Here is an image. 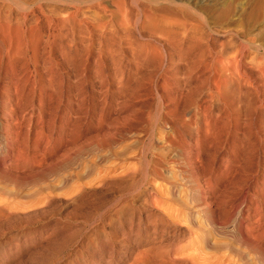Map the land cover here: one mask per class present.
Returning <instances> with one entry per match:
<instances>
[{"label":"rangeland","instance_id":"obj_1","mask_svg":"<svg viewBox=\"0 0 264 264\" xmlns=\"http://www.w3.org/2000/svg\"><path fill=\"white\" fill-rule=\"evenodd\" d=\"M146 12L189 21L211 47L233 33L249 57L244 74L252 77L240 78L254 88L228 96L229 110H206L214 114L211 126L198 124L191 138L171 144L164 115L186 107L198 82L173 81L182 69L175 66L166 69L171 86L165 84L149 47L158 41L142 28ZM0 26V33L9 26L26 32L23 47L38 57L40 79L36 98L21 106L20 137L8 144L1 99L10 81L7 58L0 67V264H131L139 254L150 255L148 264L167 254L192 264L191 255L209 250L215 263L264 264V236L257 241L256 232L264 228V98L254 93L250 70L264 64V50L256 48L264 44V0H0ZM230 110L243 120L236 126L235 114L227 127L229 119L220 120L214 138L213 120Z\"/></svg>","mask_w":264,"mask_h":264},{"label":"bare ground","instance_id":"obj_2","mask_svg":"<svg viewBox=\"0 0 264 264\" xmlns=\"http://www.w3.org/2000/svg\"><path fill=\"white\" fill-rule=\"evenodd\" d=\"M181 2V1H180ZM179 2V3H180ZM131 3V2H130ZM178 3V0H177ZM126 4V3H125ZM99 7V6H98ZM97 7V8H98ZM131 8V7H130ZM118 9V8H117ZM132 9V8H131ZM138 9V8H137ZM164 9V8H163ZM177 9V8H176ZM184 9V8H183ZM122 10V9H121ZM126 10V9H125ZM188 10V9H187ZM77 11V10H76ZM134 12V11H133ZM148 14H150L149 11H147ZM147 12L145 15V23L144 25H142L143 29H146L149 31V33L154 36V38H156V41L158 43V47H152L153 44L149 45V47H151V52H152V57L154 59H159L158 62L159 63V67L162 73H164V79L163 81L165 82L166 85L171 86V84L169 82L166 81L167 74L169 73L166 69L168 67H175V66H180L182 67V69L180 70V72H175L171 77L173 81H178L180 79V77H184L185 79H190V80H194L196 82H198V85L191 89V94H195L194 99L189 102V104L185 107L183 106V108L181 109L179 107V105H177V107L173 110V111H166V114L162 111V108H160V115L165 114L164 118H166L165 124H169L167 127H170L169 130L170 131H165V138H167V142L168 143H172L175 142L177 139V137L182 138L183 135H188L187 137L191 138L192 137V130L193 129H197V125L201 124L203 127H209L211 126L212 120H211V115L213 114L211 112V114H209L207 111L215 109L217 112H220L221 110V106L228 104L227 101V97L228 96H232L234 93H237L236 91L238 90L239 93L241 91L242 87H252L254 88V85L250 84L247 79L246 80H241L240 76L242 75L243 77H248L247 72V59L249 57H247V54L245 52V47L243 46L245 44L242 45V43H235L234 42V38H233V33L228 40H224L222 42H217L219 44H217V47L219 46V48L217 47H211L210 45H208V43H206L207 45L204 44L205 40L203 41V38L206 36L203 32H201V29L190 25V23H188L189 21H179V17L177 19V17L175 18L174 22H170L168 21L170 19L166 18L165 20L167 21H160L162 19H156L150 17L151 15L147 16ZM180 12V11H179ZM120 13V12H118ZM126 13V12H125ZM185 13V12H184ZM191 13V12H190ZM101 14V13H100ZM142 14V13H141ZM145 14V13H144ZM176 14V13H175ZM181 14V13H180ZM179 14V15H180ZM192 14V13H191ZM117 15V14H116ZM140 15V14H139ZM137 16L135 19L136 22L140 21V17L141 16ZM171 15V14H170ZM169 15V16H170ZM183 15V14H182ZM189 15V14H188ZM135 17V15H133ZM157 16V15H155ZM172 16V15H171ZM178 16V15H177ZM185 16V15H184ZM166 17V16H164ZM182 16H180L181 18ZM187 18L189 16H186ZM25 19H27V16H24ZM72 18V16H71ZM76 18V17H75ZM131 18V17H130ZM158 18V17H156ZM163 18V17H161ZM172 17V20L174 19ZM183 18V17H182ZM186 18V19H187ZM191 17H189L188 19H190ZM123 19V18H122ZM185 19V17H184ZM195 19V18H194ZM115 20V19H114ZM159 20V21H157ZM171 20V21H172ZM182 20V19H180ZM82 21V20H81ZM100 21V20H99ZM119 21V20H118ZM178 21V22H177ZM201 21V20H200ZM3 22V21H2ZM1 22V23H2ZM8 22V21H7ZM6 22V23H7ZM115 22V21H114ZM125 22V19H124ZM204 22V20H203ZM38 23V22H37ZM76 23V22H75ZM118 23V22H117ZM207 23V22H206ZM4 24V23H3ZM1 24V25H3ZM92 24V23H91ZM94 24V23H93ZM193 24V22H192ZM202 24V23H201ZM194 25V24H193ZM5 26V25H4ZM81 26V25H80ZM86 26V25H85ZM91 26V25H90ZM97 26V24H96ZM95 26V27H96ZM101 26L105 27V25ZM127 26V25H126ZM125 26V28H127ZM139 26V25H138ZM1 27V26H0ZM98 28H100V24H98L97 26ZM108 27V26H107ZM112 27V25H111ZM116 27V26H115ZM201 27V25H200ZM8 31L6 30L4 33L1 29V35L3 36L0 39V67L3 66V62L4 59L7 58L8 60V66H6L7 68H9L10 70V74L8 76V78L10 79L9 82H7V84L4 86L3 90L5 96L2 95L1 99H2V106L3 109L6 110V114L4 113V119H3V124L2 126L4 127L5 130V137L7 140L8 144H13L16 141H18L19 137H20V133L18 131V127H20L22 125V121H20L21 117L24 115L25 111H27L26 106L22 107L24 105H28L30 104V102L32 100H34V98H36V93L35 89L37 88V86L40 84V79L37 78V76H35L34 73H36V71H34L33 69H35V66L37 65L38 57L36 56V54L34 53V55L32 57L29 56V52L28 49L23 47V42H27V38H26V32L23 33L22 35L21 32L19 35L18 31H16L15 33H12L11 27L9 26ZM17 28V27H16ZM121 28V27H120ZM124 28V27H123ZM137 28V27H136ZM141 28V29H142ZM92 29V27H91ZM142 29V31L144 32V30ZM11 30V31H10ZM83 30V29H82ZM86 30V29H85ZM101 30V29H100ZM127 29H124V31ZM140 30V28H139ZM138 30V31H139ZM211 30V29H210ZM14 31V30H13ZM35 31V30H34ZM115 31V30H114ZM130 28L128 30L127 33H129ZM203 31V30H202ZM232 32V30H230ZM240 31V30H239ZM239 31L237 33H239ZM234 32V31H233ZM34 33V32H33ZM84 33V32H83ZM90 33V32H89ZM96 33V31H95ZM101 33V32H99ZM103 33V32H102ZM101 33V34H102ZM133 33V32H132ZM141 33V32H140ZM210 33V32H209ZM125 35V33H123ZM135 34V32H134ZM148 34V33H147ZM236 34V33H235ZM150 35V39H154L151 38L152 36ZM238 35V34H237ZM244 35V34H243ZM102 36V35H101ZM240 36V35H239ZM94 37V36H93ZM148 37V36H147ZM228 37V36H227ZM241 37V36H240ZM207 38V37H206ZM210 37H208L209 39ZM226 38V37H225ZM125 39V38H123ZM207 39V40H208ZM227 39V38H226ZM155 40V39H154ZM215 40V39H214ZM236 40V39H235ZM243 40V39H242ZM250 40V39H249ZM252 40V38H251ZM90 41V40H89ZM203 41V42H202ZM211 41V40H210ZM255 41V40H254ZM239 42V40L237 41ZM214 43V41H213ZM247 43V42H246ZM253 44V43H252ZM156 45V44H154ZM203 45V46H202ZM213 45V44H212ZM255 45V44H254ZM35 47V46H34ZM130 47V46H129ZM248 47V46H246ZM257 49H262L264 50V44H259L256 47ZM25 49V51H24ZM134 49V48H133ZM150 49V48H149ZM148 49V50H149ZM135 50V49H134ZM150 52V51H149ZM148 54V53H147ZM251 64L253 62V60H250ZM249 64V63H248ZM169 70V69H168ZM176 70V69H175ZM250 70L253 71V74H255V79L258 82V85L255 87L254 93L257 94V96L259 95L258 93H260L262 96V98H264V64L261 66H253L250 68ZM251 71V72H252ZM158 73V72H157ZM246 73V74H244ZM244 74V75H243ZM7 75V74H6ZM252 75V74H250ZM249 77H252L250 76ZM241 76V77H242ZM248 77V78H249ZM166 78V79H165ZM32 81V87L29 90L28 93H25V87H26V83ZM39 81V82H38ZM169 81V80H168ZM186 82V81H185ZM254 82V81H253ZM18 84H21L22 87L19 88ZM255 84V83H254ZM14 86V87H13ZM187 90V89H186ZM247 90V89H246ZM252 90V89H251ZM245 91V90H244ZM195 92V93H192ZM253 92V90H252ZM183 93V92H182ZM244 93V92H243ZM247 93V92H245ZM190 94V93H188ZM189 96V95H188ZM181 97V96H180ZM182 97H184V95H182ZM181 97V98H182ZM187 97V95H186ZM186 97H184L186 99ZM38 98L41 100V106L39 107V110L42 111V104L43 101L42 99L44 98L43 95H41V93L39 94ZM179 98V97H178ZM173 99L172 102L175 100V102L178 104L180 103V99ZM158 99V98H157ZM183 101V98L181 99ZM13 101V102H12ZM203 101V103L201 104V102ZM185 102V101H184ZM161 103V102H160ZM174 103V102H173ZM225 103V104H223ZM159 106V105H158ZM228 110L229 107L227 106ZM233 109V108H232ZM207 110V111H206ZM157 112V113H158ZM222 112V111H221ZM224 115L226 116V118L222 117V116H216L214 121V128L217 130L216 131V135L217 136L219 134V131L217 129V124L220 120L223 119H229V121H227L224 124V127L227 126H232V117L237 114V116L235 117V123L236 126H239L241 121L243 120V115L241 111H223ZM30 119L32 118L33 114H34V107L31 108L30 110ZM18 115V117H17ZM214 116V114H213ZM13 117H16L15 119ZM44 117V116H43ZM245 117V116H244ZM202 118V121L199 122V119ZM23 119V117H22ZM33 119V118H32ZM234 122V121H233ZM199 126V125H198ZM22 127V126H21ZM24 127V126H23ZM34 127V126H33ZM229 129V128H228ZM25 132V130H24ZM30 132V131H29ZM164 132V131H163ZM187 133V134H186ZM23 134V133H22ZM161 134V133H160ZM43 136V135H42ZM24 137V136H23ZM196 137H197V141L196 143L199 144L200 142V131L196 132ZM211 137V136H210ZM22 138V137H21ZM168 138L173 139V141H169ZM175 139V140H174ZM183 139V138H182ZM23 140V139H22ZM162 140V139H161ZM30 141V140H29ZM181 141V140H180ZM211 142V141H210ZM33 144V143H32ZM174 144V143H173ZM31 145V144H30ZM212 145V144H211ZM209 144V146H211ZM5 146V145H4ZM28 146V145H27ZM100 146V145H99ZM3 148V147H2ZM12 148V147H11ZM10 148V149H11ZM19 148V147H18ZM23 148V147H22ZM101 148V146H100ZM189 148V147H188ZM211 148V147H210ZM13 149V148H12ZM24 151V150H23ZM21 149H18V156H20L23 159H27V157H25V154ZM28 151V149H27ZM26 151V152H27ZM43 151V150H42ZM190 152V151H189ZM40 153V152H39ZM2 154V153H1ZM200 154V153H199ZM30 155V154H29ZM43 154L41 153V156ZM28 156V155H26ZM38 156V155H37ZM29 157V156H28ZM36 157L35 155L33 156V158ZM44 158V156L42 157ZM41 158V159H42ZM18 159V158H17ZM40 160V159H38ZM161 169V168H160ZM164 170V169H163ZM14 171V170H13ZM5 172V171H4ZM2 172V173H4ZM7 172V171H6ZM77 172V171H76ZM55 173V172H54ZM153 173V172H152ZM8 174V173H7ZM23 175V174H22ZM156 176V175H155ZM10 178V177H9ZM157 179V178H156ZM3 180V179H2ZM26 180V179H25ZM217 180V179H216ZM13 181V180H12ZM23 181V180H22ZM153 182V181H152ZM160 183V182H158ZM175 183V182H174ZM16 184V183H14ZM153 185V184H151ZM155 185V183H154ZM159 186V184H157ZM78 186V185H77ZM176 186V185H175ZM162 187V185H161ZM160 188V187H159ZM158 188V189H159ZM171 188V187H170ZM163 189V188H162ZM160 190V189H159ZM154 192V191H153ZM188 192V191H187ZM213 192V191H212ZM163 193V192H162ZM189 193V192H188ZM27 194V193H26ZM161 194V193H160ZM169 193L167 192V195ZM180 194V193H179ZM170 197V196H169ZM171 199V198H169ZM173 199V198H172ZM153 200V199H152ZM156 201V200H155ZM163 201V200H162ZM182 201V200H181ZM184 201V200H183ZM151 202V201H150ZM175 202V200H174ZM158 203V202H157ZM166 203V202H165ZM176 203V202H175ZM154 204V203H153ZM185 204V203H184ZM149 205V204H148ZM178 206V204H177ZM157 207V206H156ZM180 207V206H179ZM184 207V206H183ZM30 208V207H29ZM155 208V207H154ZM208 209V207H206ZM32 209V208H31ZM157 209V208H156ZM202 210V209H201ZM24 211V210H23ZM167 211V210H166ZM205 211V210H204ZM203 211V212H204ZM8 212V211H7ZM10 212V211H9ZM173 212V211H172ZM176 212V211H175ZM13 213V212H12ZM264 213V212H263ZM4 214V213H3ZM6 214V213H5ZM11 214V213H10ZM166 214V213H165ZM177 214V213H176ZM254 214V213H253ZM168 215V214H167ZM172 214H170L171 216ZM249 215V214H247ZM141 216V215H140ZM250 216V215H249ZM134 217V216H133ZM179 217V216H178ZM243 217V215H242ZM248 217V216H247ZM262 217V216H261ZM251 218V217H250ZM249 219V218H248ZM255 219V218H254ZM142 220V219H141ZM171 220V219H170ZM188 220V219H187ZM258 221V220H257ZM165 222V221H164ZM173 222V221H172ZM237 222V221H236ZM242 222V221H241ZM240 222V224H241ZM247 222V221H246ZM211 223V222H210ZM248 223V222H247ZM167 224V223H165ZM178 224V222H177ZM180 224V223H179ZM251 224V222H250ZM222 224H220L221 226ZM238 225V224H237ZM189 226V225H188ZM235 226V225H234ZM253 225V230H257L258 228H255ZM259 226V225H258ZM198 227V226H197ZM237 227V226H236ZM241 227V226H240ZM249 227V226H248ZM260 227V226H259ZM180 228V227H179ZM192 228V227H191ZM190 228V229H191ZM252 228V227H251ZM261 229L257 232V241L260 240L262 238V236H264V228L260 227ZM195 229V228H194ZM198 230V229H197ZM241 231V229H239ZM194 231V230H193ZM224 231V230H223ZM246 232V231H245ZM204 233V232H203ZM242 233V231H241ZM251 233V232H250ZM201 234V233H200ZM199 234V235H200ZM243 234V233H242ZM241 234V235H242ZM198 235V237H199ZM245 235V234H244ZM243 235V236H244ZM248 235V234H246ZM255 235V234H253ZM242 236V238H244ZM250 236V235H249ZM256 236V235H255ZM197 237V238H198ZM241 237V236H240ZM248 237V236H247ZM254 237V236H253ZM252 237V238H253ZM201 238V237H200ZM222 239V238H221ZM249 239L251 240V238L249 237ZM248 239V240H249ZM256 239V237L254 238V240ZM247 239L242 240L243 242H246ZM249 240V244L251 243ZM197 241V240H196ZM203 241V240H202ZM207 241V240H205ZM220 239H218V243H217V239H216V243L213 242L214 244H216V248L217 245L220 243L219 242ZM241 241V240H240ZM253 241V239H252ZM184 242V241H183ZM209 242V241H208ZM225 242V241H224ZM242 242V243H243ZM244 242V243H245ZM201 243V242H200ZM241 243V242H240ZM256 243V242H254ZM254 243H251L252 246ZM260 243V242H259ZM257 243V244H259ZM262 243V242H261ZM207 244V243H206ZM222 246L223 243L221 242ZM229 244V243H228ZM220 245V244H219ZM256 245V244H255ZM260 245V244H259ZM259 245L257 246V248L259 247ZM215 246V245H214ZM227 246V245H226ZM250 246V245H249ZM262 246V245H261ZM221 247V246H220ZM250 248V247H249ZM200 249V248H199ZM198 249V253L199 250ZM211 249V248H209ZM207 249V250H209ZM214 249V248H213ZM223 249V248H222ZM261 249V248H260ZM204 250V249H203ZM212 250V249H211ZM216 250V249H214ZM219 250V249H218ZM233 250V249H232ZM236 250V249H235ZM155 251V250H154ZM189 251V250H188ZM196 251V250H195ZM217 251V250H216ZM223 251H225L223 249ZM227 251V250H226ZM261 251V250H260ZM142 252V251H141ZM146 252V250H145ZM152 252V251H151ZM191 252V250H190ZM206 252V251H205ZM204 251H201V253H205ZM210 252V250L206 253L205 255H200L196 256L197 251L195 252V257L194 255L190 256L191 261H189L190 263L193 264V262H199L197 264H213L215 262H213V257L214 255H217L216 253L212 252V259L211 257L207 256V254ZM262 252V251H261ZM181 253V252H180ZM179 253V254H180ZM188 253V252H187ZM192 253V252H191ZM189 253V254H191ZM194 253V252H193ZM209 253V254H211ZM217 253H219L217 251ZM221 253V251H220ZM224 253V252H223ZM222 253V254H223ZM235 253V252H234ZM233 253V254H234ZM151 254V253H150ZM158 254V253H157ZM160 254V253H159ZM167 254V253H166ZM208 254V255H209ZM260 254V253H258ZM150 256V255H149ZM147 254H139V256L137 255L134 256L135 260H133L134 263L131 262V264H148V258H150ZM154 256V255H152ZM173 256V255H172ZM187 256V254H186ZM223 256V255H222ZM159 257V261H156V264H188V260L187 262L181 261L182 263L175 261V259L171 258L170 254L167 255H160ZM188 257V256H187ZM218 258V255L216 256ZM220 257V256H219ZM236 257V256H235ZM238 257V256H237ZM261 257V256H260ZM177 258V257H176ZM223 258H225V256H223ZM259 258V257H258ZM180 259V257H179ZM188 259V258H187ZM221 259V258H220ZM183 260V259H181ZM212 260V262H211ZM214 261H216L214 259ZM155 262V261H154ZM203 262V263H202ZM218 262V261H216ZM223 262V260H222ZM228 262V261H227ZM219 263H221V261H219ZM219 263H215V264H219ZM224 263V262H223ZM153 264V263H152ZM222 264V263H221ZM228 264V263H227Z\"/></svg>","mask_w":264,"mask_h":264}]
</instances>
